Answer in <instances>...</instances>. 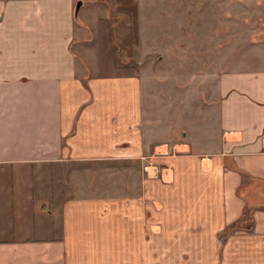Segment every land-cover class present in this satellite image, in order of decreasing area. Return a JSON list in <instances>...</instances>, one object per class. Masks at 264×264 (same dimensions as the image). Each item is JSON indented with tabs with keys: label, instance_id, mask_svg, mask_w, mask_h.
<instances>
[{
	"label": "crops",
	"instance_id": "crops-1",
	"mask_svg": "<svg viewBox=\"0 0 264 264\" xmlns=\"http://www.w3.org/2000/svg\"><path fill=\"white\" fill-rule=\"evenodd\" d=\"M171 2L0 0V264H264V40L211 92L198 85L188 107L206 114L209 144L185 122L152 126L142 60L175 44ZM93 52L111 62L93 71ZM106 161L137 181L74 186L77 165Z\"/></svg>",
	"mask_w": 264,
	"mask_h": 264
},
{
	"label": "rangeland",
	"instance_id": "rangeland-1",
	"mask_svg": "<svg viewBox=\"0 0 264 264\" xmlns=\"http://www.w3.org/2000/svg\"><path fill=\"white\" fill-rule=\"evenodd\" d=\"M235 2L237 0H200L202 7L195 13L194 6L198 3L197 0H172L171 7L175 12H172L169 23L171 39L176 42L170 45V50L165 51L162 49L160 38L155 53H152L155 58L142 60V63L154 62L151 75L147 76L154 78L153 83L148 85L147 97L154 102L155 117L152 111L146 113L155 122L152 121V126L169 124L173 129V127H183L185 122L186 126L193 128L192 137L195 138L193 140L196 143H210L209 138L214 129L207 120L206 114L190 112V108L198 102L196 93L198 85L211 92L207 82L212 74L227 70L234 65V62L237 63V60L246 63L247 61L239 58L258 52L260 50L258 43L264 40L261 33L264 30V12L261 9L263 5L258 6L253 2L249 5L245 2L247 5L243 6V3L237 5ZM208 4L212 6L216 4L217 8L207 11L205 6ZM232 5L239 7L234 6L235 11H231ZM126 20L118 17V25L116 27L114 25L111 30L112 36L115 35V31H119L121 23L126 25ZM167 23L160 21L159 30L163 29L161 25ZM180 23L181 34L177 36ZM197 26H201V29L195 28ZM121 29L123 31L122 26ZM182 32L188 36L184 37ZM118 53L119 49L116 48L115 63H125L126 57L123 55L124 59H121ZM92 56L86 63L93 71H98L102 63L107 67L111 62L105 61L104 57L99 58L96 53ZM250 62L255 66L258 61L250 60ZM206 99L204 98L205 101ZM189 104L192 107L189 108ZM206 104L208 102L204 103ZM188 129L185 127L184 131L188 132ZM157 132L162 133L159 130ZM179 138L181 139V133ZM129 164L106 161L77 165L74 186L80 191L86 189L85 193L90 191L91 194L120 191L125 186H129L132 180L137 181V178L130 174ZM126 191H130L129 188Z\"/></svg>",
	"mask_w": 264,
	"mask_h": 264
},
{
	"label": "water",
	"instance_id": "water-1",
	"mask_svg": "<svg viewBox=\"0 0 264 264\" xmlns=\"http://www.w3.org/2000/svg\"><path fill=\"white\" fill-rule=\"evenodd\" d=\"M81 5H82V1H79L76 7V13H78Z\"/></svg>",
	"mask_w": 264,
	"mask_h": 264
},
{
	"label": "built area",
	"instance_id": "built-area-1",
	"mask_svg": "<svg viewBox=\"0 0 264 264\" xmlns=\"http://www.w3.org/2000/svg\"><path fill=\"white\" fill-rule=\"evenodd\" d=\"M149 166H152V164H151V163H149V165H146V167H145V168L147 169Z\"/></svg>",
	"mask_w": 264,
	"mask_h": 264
}]
</instances>
